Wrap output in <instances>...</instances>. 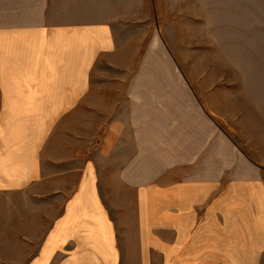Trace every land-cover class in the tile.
Listing matches in <instances>:
<instances>
[{
	"label": "crops",
	"instance_id": "0c3cea01",
	"mask_svg": "<svg viewBox=\"0 0 264 264\" xmlns=\"http://www.w3.org/2000/svg\"><path fill=\"white\" fill-rule=\"evenodd\" d=\"M144 1L0 0V264H264V155L157 112Z\"/></svg>",
	"mask_w": 264,
	"mask_h": 264
},
{
	"label": "rangeland",
	"instance_id": "374dc122",
	"mask_svg": "<svg viewBox=\"0 0 264 264\" xmlns=\"http://www.w3.org/2000/svg\"><path fill=\"white\" fill-rule=\"evenodd\" d=\"M119 13L134 22L118 27L133 78L172 95L158 113L207 114L232 147L264 155V0H146Z\"/></svg>",
	"mask_w": 264,
	"mask_h": 264
}]
</instances>
